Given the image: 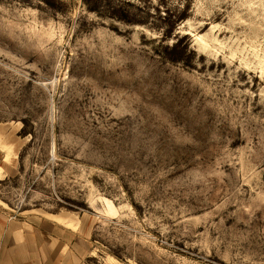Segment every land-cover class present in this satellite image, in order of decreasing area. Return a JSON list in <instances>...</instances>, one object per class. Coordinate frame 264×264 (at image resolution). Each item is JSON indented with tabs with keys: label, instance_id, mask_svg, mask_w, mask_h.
<instances>
[{
	"label": "rangeland",
	"instance_id": "1",
	"mask_svg": "<svg viewBox=\"0 0 264 264\" xmlns=\"http://www.w3.org/2000/svg\"><path fill=\"white\" fill-rule=\"evenodd\" d=\"M0 142L86 264H264V0H0Z\"/></svg>",
	"mask_w": 264,
	"mask_h": 264
},
{
	"label": "crops",
	"instance_id": "2",
	"mask_svg": "<svg viewBox=\"0 0 264 264\" xmlns=\"http://www.w3.org/2000/svg\"><path fill=\"white\" fill-rule=\"evenodd\" d=\"M1 149L0 182L13 175L12 159ZM90 245L80 224L62 216L10 218L0 208V264H86Z\"/></svg>",
	"mask_w": 264,
	"mask_h": 264
}]
</instances>
